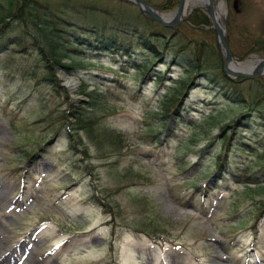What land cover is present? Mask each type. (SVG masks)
Wrapping results in <instances>:
<instances>
[{
  "label": "rangeland",
  "instance_id": "rangeland-1",
  "mask_svg": "<svg viewBox=\"0 0 264 264\" xmlns=\"http://www.w3.org/2000/svg\"><path fill=\"white\" fill-rule=\"evenodd\" d=\"M67 1L100 7V18L108 15L118 27L140 21L158 39L160 51H166V43L172 52L144 78L124 63L114 66L110 58H98L94 61L101 67L87 64L86 70L67 74L79 81L68 95L39 82L40 70L31 61L6 60L11 67L0 68L1 264L264 263V212H259L264 203L259 186L264 187V132L259 130L264 123L257 120L252 130L238 127L240 136L227 149L221 130L243 111L226 107L204 76L195 80L179 118L169 120L162 112L170 102L166 91L186 71L182 64L188 70L203 56L213 63L219 55L222 59L212 26L203 20L204 6L194 5L187 21L168 30L139 19L141 11L127 0L62 3ZM145 1L162 14L175 8L170 0ZM238 1L235 13L233 0H223L227 44L237 61L254 62L264 58V0ZM174 54L180 55V64L173 68L168 63ZM261 84L264 76L239 83L237 90L246 101ZM95 88L105 91L109 106L100 104L92 112L85 94ZM69 103L85 115V125L75 122ZM11 118L27 122L13 126ZM150 127L160 131L162 144L149 143ZM107 131L120 133L127 148L120 151L116 138L106 141ZM32 134L53 140L48 153L53 160L37 151L49 141H29ZM221 156L224 171L217 164ZM196 174L194 184L208 186L203 196L183 184ZM245 176L255 183L241 181Z\"/></svg>",
  "mask_w": 264,
  "mask_h": 264
},
{
  "label": "trees",
  "instance_id": "trees-1",
  "mask_svg": "<svg viewBox=\"0 0 264 264\" xmlns=\"http://www.w3.org/2000/svg\"><path fill=\"white\" fill-rule=\"evenodd\" d=\"M170 1L176 3L178 0ZM96 10V6L89 4L75 7V9L66 7L59 0H0V53L6 52V50L32 53V60L42 64L41 69H44L45 73L44 80L55 83H57L56 70L68 68L63 64L65 58L70 60L72 66L81 67V62L84 61L83 54L93 53L96 56L105 54L111 58H115L113 56L117 55L131 57L137 44L144 46L143 48L146 49L147 56L151 60L158 57L156 47L152 44L157 42L158 39L155 36H149V33L145 34L142 28L139 27L138 22L132 25L131 28L123 27L122 32L131 33L130 36L119 34L115 32L112 23L106 20L108 17H103L101 22L95 21L93 18L86 19V15H94ZM72 19L75 23L69 22ZM203 20L205 23L208 22L206 17H203ZM204 22L201 21L202 24ZM110 32H112L111 35ZM12 35L13 37H10ZM12 41L13 43L10 44ZM32 48L36 50L35 53H33ZM196 62L197 64L191 70L186 71L185 76H183L186 80H180L182 83H177L167 92V96L170 97V105L164 106L166 113L178 114V110L184 102V91L189 90L186 87L188 86V83L186 84L187 80L189 79L188 82L193 84L196 76L192 77V75L204 72L203 76L207 77L209 82L216 84L222 92H227L228 98L232 102H236L231 106L233 109H236L237 106L247 107L250 112H256L258 114L257 119L264 123V109L260 107L262 101H264V85L262 89H258L254 95H249V98L244 101L237 90V85L241 83V80H231L224 75L221 60L218 59V56L216 63H212L204 56ZM143 64L145 63L143 62ZM146 66L144 68H141V65L136 66L137 73L145 74L147 71ZM208 71L209 75H205L208 74ZM213 71L214 75L212 77L210 72ZM227 90H230V92ZM99 97L101 96L95 92L90 95V99L93 101H96ZM182 97L183 99H181ZM177 104H179L178 108H176ZM74 112L75 120L85 125L86 122L81 113L76 110ZM248 115L250 116V113L241 116L236 124L238 125L242 119L246 118L244 116ZM250 120L254 123L253 118ZM236 124L232 125L231 128L235 129ZM246 124L248 126V123ZM249 127H251V123ZM104 136H106L104 137L106 141L114 138L109 132ZM232 137L228 134L224 135L222 142L228 143ZM115 138L118 141L120 140L118 136ZM111 146H114L112 142ZM246 180L249 181V178L247 177Z\"/></svg>",
  "mask_w": 264,
  "mask_h": 264
},
{
  "label": "water",
  "instance_id": "water-1",
  "mask_svg": "<svg viewBox=\"0 0 264 264\" xmlns=\"http://www.w3.org/2000/svg\"><path fill=\"white\" fill-rule=\"evenodd\" d=\"M130 1L133 2L134 4H136L142 10V12L144 14H146L148 17L152 18L153 20L161 23L162 25H164L166 27H174L181 21L182 8H183L184 2H185V0H180L176 14H175V17H174V21L171 24H169V23H166L156 13H154L152 11V9L142 0H130ZM235 3H234V8L236 9ZM207 9H208V12L210 14V18H211V22L213 24V28L215 29L216 35L218 37L220 49L222 51V54L225 57V62H224L225 73L229 74L231 76H234V77L249 78V79L255 77L256 75H259L260 72L264 69V59L260 60L257 63V65L255 67H253L249 73H239V72H232V71L228 70L227 66L231 62L233 57L228 50L224 31L221 29L218 21L215 20V18L213 16L212 7L210 4L207 5Z\"/></svg>",
  "mask_w": 264,
  "mask_h": 264
},
{
  "label": "bare ground",
  "instance_id": "bare-ground-1",
  "mask_svg": "<svg viewBox=\"0 0 264 264\" xmlns=\"http://www.w3.org/2000/svg\"><path fill=\"white\" fill-rule=\"evenodd\" d=\"M216 1H217V7L214 10V17L218 22H221L222 17L225 15V7H224L223 0H216ZM199 3L205 4L206 1L205 0H187L186 4L184 6V9H183V13H188L194 5L199 4ZM229 67L231 68V70L243 69L241 71L245 73L251 69L252 62L246 61V62L237 63V64L231 63L229 65ZM260 74L264 75V70H262ZM64 82L71 89L74 88V86H72V82H73L72 80L64 78ZM0 234H1V232H0ZM0 264H1V262H0Z\"/></svg>",
  "mask_w": 264,
  "mask_h": 264
}]
</instances>
